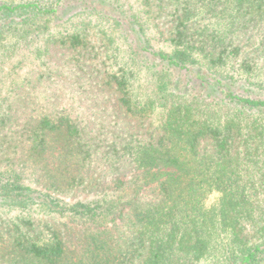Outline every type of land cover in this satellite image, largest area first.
I'll return each mask as SVG.
<instances>
[{
  "label": "trees",
  "instance_id": "obj_1",
  "mask_svg": "<svg viewBox=\"0 0 264 264\" xmlns=\"http://www.w3.org/2000/svg\"><path fill=\"white\" fill-rule=\"evenodd\" d=\"M0 264H264V0H0Z\"/></svg>",
  "mask_w": 264,
  "mask_h": 264
},
{
  "label": "rangeland",
  "instance_id": "obj_2",
  "mask_svg": "<svg viewBox=\"0 0 264 264\" xmlns=\"http://www.w3.org/2000/svg\"><path fill=\"white\" fill-rule=\"evenodd\" d=\"M11 1H15V0H11ZM16 1H27V0H16Z\"/></svg>",
  "mask_w": 264,
  "mask_h": 264
}]
</instances>
